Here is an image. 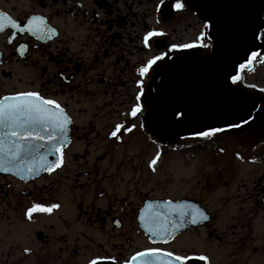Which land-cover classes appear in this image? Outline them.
Segmentation results:
<instances>
[{
	"label": "flooded vegetation",
	"instance_id": "af4514ba",
	"mask_svg": "<svg viewBox=\"0 0 264 264\" xmlns=\"http://www.w3.org/2000/svg\"><path fill=\"white\" fill-rule=\"evenodd\" d=\"M258 1L183 0L177 10L176 0H0V13L19 25L5 21L0 30V98L39 92L72 121L62 166L45 171L37 159L35 173L19 163L0 169V264H139L132 257L155 247L207 255L209 264H264V27L254 44L259 55L250 54L252 63L238 68L241 80L231 79L233 89L178 99L191 104L180 109L167 107L156 90L175 59L213 54L212 26L237 23L236 9L247 11L254 35ZM33 16L57 32L42 38L28 31ZM152 30L164 34L146 46ZM183 44L195 46L172 47ZM156 56L162 59L142 76L138 69ZM221 79L194 85L229 87ZM214 103L228 104L222 110L227 115H250L213 135H196L204 126L198 119L220 111ZM117 125L123 128L113 137ZM25 159L32 163L31 156ZM187 168L195 170L193 186L179 195ZM68 180L79 192L72 194L71 209L62 199ZM53 203L61 207L51 214L26 215L34 204ZM180 204L209 219L193 224L183 218L173 230L170 222L181 218L172 209ZM154 217L167 235L150 231ZM170 264L180 262L170 258Z\"/></svg>",
	"mask_w": 264,
	"mask_h": 264
},
{
	"label": "snow or ice",
	"instance_id": "6c2138e0",
	"mask_svg": "<svg viewBox=\"0 0 264 264\" xmlns=\"http://www.w3.org/2000/svg\"><path fill=\"white\" fill-rule=\"evenodd\" d=\"M163 3L164 0H161V5ZM174 7L177 10H182L185 7L183 0H176ZM5 21H8V23L12 24L14 27H19V25L6 13H0V30H3L6 26ZM27 30L34 34L41 35L42 38L50 37L53 33L57 32V30L51 27L42 16H33ZM21 31H24V29L21 28ZM163 34V32L156 30L147 32L144 36L145 45H148L152 37L161 36ZM203 35L202 33L201 36L203 37ZM194 46V44H183L178 46L173 45L172 47L187 49ZM200 46L209 47L208 44H201ZM258 55L257 52L251 53L253 58H256ZM160 59H162V56L153 57L148 60L144 66L140 67L138 71L142 76L146 75L152 66ZM248 63H252V60H248ZM240 68L243 69L244 64H241ZM231 79L233 83H237L241 80V77L235 75L232 76ZM139 111L140 106L137 105L133 108L131 115L135 116ZM71 123V118L56 100L46 99L39 92H16L15 94L0 98V129H6V131L0 130V169L3 171H11L19 163L24 166L22 169L23 171L35 173L37 171L35 166L37 159L40 168L45 171L50 172L62 166L64 163L63 150L69 142V137L67 135L68 126ZM245 123H247V121H245ZM238 126L239 125H237V127ZM122 128L123 125H117L111 135L117 137ZM219 131H222V129L214 128L196 133V135L207 137ZM33 141H40L41 143H33ZM5 145H7V147ZM57 154L59 156L58 159L52 161L48 160L49 155ZM27 156H31V164L25 159ZM157 158L151 161L153 166L156 164ZM60 207L61 205L58 203L50 205L34 204L27 210L26 215L29 219H32L33 213L35 212L51 214L55 209H59ZM172 210L181 218L179 223L176 220L170 222L173 230L180 227L181 223H183V218L190 219L193 224L198 223L199 220L209 219L208 215H206L203 210H189L188 206L183 204L175 205ZM165 219L166 218L161 214L160 220ZM153 220L156 221V218L154 217ZM150 231L156 232L157 234H168V229L162 227L159 221H156L154 227L150 228ZM170 258L179 261L180 264H188L192 259H198L205 262V264H209V257L207 255L181 256L158 247L137 252L136 255L132 257V261L139 259V264H170ZM90 264H97V259L90 261ZM126 264H129V262H126Z\"/></svg>",
	"mask_w": 264,
	"mask_h": 264
},
{
	"label": "water",
	"instance_id": "95a60500",
	"mask_svg": "<svg viewBox=\"0 0 264 264\" xmlns=\"http://www.w3.org/2000/svg\"><path fill=\"white\" fill-rule=\"evenodd\" d=\"M264 11V0L261 3V9L258 10L257 15H259ZM241 24L239 25H232L230 26V34H229V42L226 41V38H224V44H222V36L225 35V32L227 30V26H218V31L220 30V43L218 45V51L217 54L220 56H224L226 59L230 60V66H231V71L232 68L236 69V66L238 63L242 61V59H246L248 53L250 52L251 46L249 48L245 49L244 51L240 45V39L239 35L237 36V39H233L234 34L233 30L239 31L241 28ZM224 32H223V31ZM229 31V30H228ZM250 43V41L247 39ZM235 43V48L233 50L232 46ZM211 60H206L204 59V67L205 71L203 72L202 75H197L195 73V70L193 69V62L191 60L188 61H182L181 63L174 62L171 64L162 79L161 86H159V92L161 93L162 97L166 99V103H169L170 106L173 107H184V106H190L184 105L183 103H175L174 100L177 99H191L192 98V93L194 92H206L210 88V86H191V83L200 80L199 82H206L207 81V76H208V67L211 64ZM233 61V62H232ZM201 73V71H199ZM224 75L227 77V71L224 72ZM231 75V74H230ZM227 83V79H226ZM200 107H206V106H200ZM242 117H239L238 119H241ZM237 120V119H235ZM231 119L228 120L226 117L221 118L220 122H213V125H225L230 123Z\"/></svg>",
	"mask_w": 264,
	"mask_h": 264
},
{
	"label": "rangeland",
	"instance_id": "374dc122",
	"mask_svg": "<svg viewBox=\"0 0 264 264\" xmlns=\"http://www.w3.org/2000/svg\"><path fill=\"white\" fill-rule=\"evenodd\" d=\"M194 173H195V170L190 169V168H187V169L183 170V172H182V176L184 177L183 183L187 184V186H186L185 190L182 193H180L179 195H183L186 192H188L190 189H192L193 184H190V178H191V176L194 175ZM64 190H65V192L62 195V199L66 203L65 204L66 205L65 208L66 209H71L70 199L73 198L72 194L74 193L76 195H79V192L74 190L73 183L69 182V180L65 182V189ZM74 199H76V198H74Z\"/></svg>",
	"mask_w": 264,
	"mask_h": 264
}]
</instances>
